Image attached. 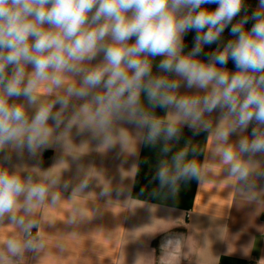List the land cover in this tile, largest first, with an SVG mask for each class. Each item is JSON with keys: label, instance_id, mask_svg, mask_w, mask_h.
<instances>
[{"label": "clouds", "instance_id": "1", "mask_svg": "<svg viewBox=\"0 0 264 264\" xmlns=\"http://www.w3.org/2000/svg\"><path fill=\"white\" fill-rule=\"evenodd\" d=\"M226 29L231 38L225 42ZM190 32L194 43L186 51ZM182 87L189 91L181 93ZM41 94L54 99L42 101ZM157 107L166 110L163 119L154 115ZM118 123L147 128L151 140L179 139L183 127L194 135L206 132L208 147L230 176L247 182L264 175L255 159L264 156V0L250 14L245 0H0L5 160L11 159L6 150L39 156L73 126L111 144ZM185 156L175 154L174 171L159 170L162 185L199 177L198 164ZM58 183L52 172L36 182L19 168L0 167V221L8 218L30 233L36 221L26 217L49 197L58 201L52 191ZM5 244L0 260L36 246L18 238Z\"/></svg>", "mask_w": 264, "mask_h": 264}, {"label": "crops", "instance_id": "2", "mask_svg": "<svg viewBox=\"0 0 264 264\" xmlns=\"http://www.w3.org/2000/svg\"><path fill=\"white\" fill-rule=\"evenodd\" d=\"M258 3L245 0L246 11L250 14ZM194 35H186V51L193 47ZM230 38L226 29L223 39ZM216 47L205 46L202 58ZM228 66L235 70L231 61ZM51 99L40 95L42 101ZM154 115L163 119L166 110L157 107ZM217 118L213 113L214 123ZM63 131L62 125L56 134ZM112 136V143L105 144L89 130L73 126L37 157L6 150L11 159L5 160L0 152V167L19 168L22 176L31 174L36 182L46 172L59 176L52 188L58 201L52 203L49 197L34 216L26 217L36 221V246L0 264L264 262V175L253 174L247 182L230 176L208 147V133L194 135L187 127L179 139L165 141L162 136L149 139L147 128L118 123ZM238 138L234 134L230 142ZM180 151L186 152V161H196L199 177L162 185L157 173L165 166L174 171L173 157ZM255 159L258 171L264 172V156ZM84 181L87 187L81 189ZM11 238L29 240L5 218L0 221V252L5 255V241ZM168 239L173 240L170 247L165 246Z\"/></svg>", "mask_w": 264, "mask_h": 264}, {"label": "built area", "instance_id": "3", "mask_svg": "<svg viewBox=\"0 0 264 264\" xmlns=\"http://www.w3.org/2000/svg\"><path fill=\"white\" fill-rule=\"evenodd\" d=\"M26 237L30 240H34L36 239V232L33 229H31L30 233H26ZM250 264H264V262L253 261Z\"/></svg>", "mask_w": 264, "mask_h": 264}]
</instances>
